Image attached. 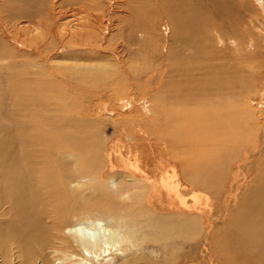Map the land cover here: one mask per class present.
Segmentation results:
<instances>
[{"label":"rangeland","instance_id":"1","mask_svg":"<svg viewBox=\"0 0 264 264\" xmlns=\"http://www.w3.org/2000/svg\"><path fill=\"white\" fill-rule=\"evenodd\" d=\"M214 2L201 5L203 13H210L207 18L197 13L203 19L202 26L209 24L207 28L183 31L208 41L201 52L184 47L182 36H173L176 23L169 14L176 0H0V86L8 88L19 75L33 76L47 103L62 111L67 109L83 123H93L101 141V166L85 178L77 177L71 186L85 199L94 194L93 185H100L118 201V210L100 212L115 214L128 227L137 244L129 251L127 248L123 256L133 255L131 264L251 263L241 257L225 262L235 253L229 234L234 214L253 185L240 182L243 186L231 190L232 163L227 161L222 174H215L214 189H199L186 178L199 163L214 162L215 153L228 148L213 139L220 137L221 130L219 123L208 124L215 112L212 107L209 111L198 108L204 103L189 84L205 80L197 65L207 64L212 50L221 56V62L251 76L248 87L233 101L241 108L240 119L246 131L255 133L264 125V0ZM190 3L184 2L180 11ZM172 16L180 18V14ZM176 60H180L179 66H170ZM172 69L173 74L169 73ZM167 77L186 83L192 100L176 104L164 97L162 87ZM170 118L179 124L186 118L194 119L195 125L207 121L202 133L213 140L215 153L202 159L189 155L188 166L180 159H171L169 153L177 150L182 157L183 150L191 154L203 145L195 139L174 146L157 140L161 134L167 136L177 129V125L172 129L167 126ZM247 167L249 163L244 165V173H248ZM239 178L244 182L241 172ZM208 208L212 209V226H206L200 215L209 213ZM76 217L81 215L64 220ZM43 221L49 228L51 221ZM212 235L221 236L226 254L219 256L210 247ZM121 248L124 250L126 244ZM36 253L39 250L34 247ZM114 256L96 259L95 264H105ZM121 261L119 258L113 263ZM74 262L61 251L52 254L53 264Z\"/></svg>","mask_w":264,"mask_h":264},{"label":"bare ground","instance_id":"2","mask_svg":"<svg viewBox=\"0 0 264 264\" xmlns=\"http://www.w3.org/2000/svg\"><path fill=\"white\" fill-rule=\"evenodd\" d=\"M176 1L169 14V18L176 23L173 27L176 35L173 36H182L180 41L184 47H194L195 51L203 52L208 41L203 40L201 35L184 34L183 31L207 28L209 24L202 26L203 19L198 17L197 13H202L207 18L210 13H203L201 5L208 1L215 3L217 0ZM187 1H191L190 5L181 12V6ZM192 1L200 10L194 8ZM221 7L219 6V9ZM172 13L180 14V18H174ZM180 24L183 26L180 27ZM172 49L171 47L170 51ZM221 61V56L212 50L208 63L201 62L197 65V70L205 75V80L201 83L197 81L198 85L196 81L189 84L204 103V106L198 108L209 111L212 107L214 110L215 117H211L212 120L209 119L211 121L208 124L212 121L219 123L221 130L218 131L220 137L215 136L213 139L226 143L228 150H217L218 153H215L213 140L210 141L202 133L205 130L202 126L207 121L195 125L194 119L187 118L181 124L170 118L167 126L172 129L177 125V129L171 130L172 134L167 136L161 134L157 140H165L164 142L171 146L193 139L199 141L203 146L193 150L191 154L185 150L182 157H179L177 150L169 153L171 159L177 162L180 159L184 166H188L186 159L189 160V155L202 159L215 153L214 162L206 160L199 163L194 173L186 177L199 189L215 188V174H222L225 161L232 163L229 179L231 190H238L243 186L240 182L253 185L242 197L238 212L234 214L235 219L229 228L233 243L230 246L233 249L230 247L229 250L237 253H231L225 263L233 257H241L243 260L246 258L250 264H264V125L255 133L251 129L246 131L240 119L241 108L236 107L234 100L248 87L246 85L251 76ZM179 62L180 60L172 61L170 66H179ZM173 69L169 70V73L173 74ZM17 77L19 80L13 81L8 88L0 86V264H34L39 260L43 264H53L52 254L56 251L75 259V264H95L96 259L106 258L108 254L115 256L107 259L105 264H114L113 261L116 262L119 258L122 260L121 264H131L133 255L123 256L127 248L129 251L137 244L128 227L122 224L115 214H102L105 209L118 210V201L110 197L112 195L107 190L103 192L100 185H93L97 194L94 192L85 199L81 192H76L71 186L77 177L85 178L97 172L101 166V141L94 131L93 123H83L81 118L66 112L67 109L62 111L47 103L33 76ZM162 89L163 96H168V100H173L176 104L192 100L189 91L191 88L188 90L187 84L181 80L167 77ZM209 103L210 106H206ZM179 130L182 132L179 133ZM144 139L147 140L148 137ZM240 150L241 156L238 157ZM248 163V173H244V165ZM240 172L244 182L239 178ZM153 196H156L155 192ZM87 209L96 210L98 213H87ZM208 210L209 213L200 215L206 226H212V209ZM71 215L81 217L69 222L64 220V217ZM43 219L51 221L49 228H46ZM23 236L26 238L23 239ZM219 236L212 235L214 241L211 240L210 247L221 256V253L226 254V247L220 243ZM124 244L126 248L123 250L121 246ZM34 247L39 250L35 255ZM223 259L225 260V256Z\"/></svg>","mask_w":264,"mask_h":264}]
</instances>
